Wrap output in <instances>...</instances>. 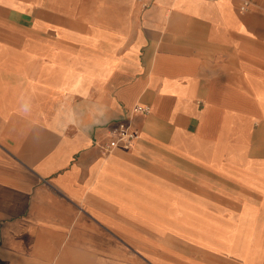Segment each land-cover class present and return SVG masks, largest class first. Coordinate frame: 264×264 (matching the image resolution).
Wrapping results in <instances>:
<instances>
[{
	"label": "crops",
	"instance_id": "crops-1",
	"mask_svg": "<svg viewBox=\"0 0 264 264\" xmlns=\"http://www.w3.org/2000/svg\"><path fill=\"white\" fill-rule=\"evenodd\" d=\"M0 264H264V0H0Z\"/></svg>",
	"mask_w": 264,
	"mask_h": 264
},
{
	"label": "built area",
	"instance_id": "built-area-1",
	"mask_svg": "<svg viewBox=\"0 0 264 264\" xmlns=\"http://www.w3.org/2000/svg\"><path fill=\"white\" fill-rule=\"evenodd\" d=\"M145 5H148L152 0H143ZM248 2L242 3L243 8H246ZM139 113H149L150 107L138 104L134 108ZM113 138L109 144L105 147L106 151H111L113 148L122 147L129 149L134 145V142L139 138L138 132L126 122H120L117 127L113 130Z\"/></svg>",
	"mask_w": 264,
	"mask_h": 264
},
{
	"label": "clouds",
	"instance_id": "clouds-1",
	"mask_svg": "<svg viewBox=\"0 0 264 264\" xmlns=\"http://www.w3.org/2000/svg\"><path fill=\"white\" fill-rule=\"evenodd\" d=\"M24 111L27 112L28 111V107L24 106Z\"/></svg>",
	"mask_w": 264,
	"mask_h": 264
}]
</instances>
